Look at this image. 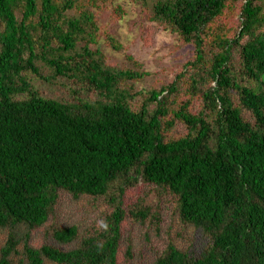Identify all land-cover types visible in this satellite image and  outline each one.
<instances>
[{
	"label": "trees",
	"instance_id": "1",
	"mask_svg": "<svg viewBox=\"0 0 264 264\" xmlns=\"http://www.w3.org/2000/svg\"><path fill=\"white\" fill-rule=\"evenodd\" d=\"M237 3L238 31L211 30ZM77 4L0 0V230L8 231L0 264H119L123 223L150 215L142 204L133 211L123 202L140 183L173 197L179 221L209 239L200 253L170 244L153 264H264V0L157 2L152 21L192 45L194 59L138 109L126 83L147 73L132 58L137 71L111 69L91 51L93 39L86 40L97 23L86 6L70 17ZM29 77L66 79L80 90L70 102L47 99ZM184 78L185 100L172 102ZM196 98L201 107L192 114ZM60 192L107 199L111 212L85 237L75 226L50 230L57 245L78 242L73 250L31 247L29 234L48 223Z\"/></svg>",
	"mask_w": 264,
	"mask_h": 264
},
{
	"label": "rangeland",
	"instance_id": "2",
	"mask_svg": "<svg viewBox=\"0 0 264 264\" xmlns=\"http://www.w3.org/2000/svg\"><path fill=\"white\" fill-rule=\"evenodd\" d=\"M78 1L77 7L69 16H77L83 7L93 13L97 27L92 36L86 41L90 44V50L100 52L106 65L114 70L137 71L128 58H132L143 68L142 72L147 77L127 84V90L132 95H137L131 100L133 108L141 106L144 96L150 91L166 87L176 80L183 72L184 66L194 59V48L180 41L176 34L170 32L164 26L152 21L153 8L161 0H145L136 3L133 0H114L108 3H97L96 6L87 5L88 0ZM241 3L230 6L225 14L212 25L211 30L223 31L234 34L240 24L239 11ZM116 43L119 51L114 50ZM85 41V42H86ZM85 42L78 45V51L85 47ZM208 44V43H207ZM209 45V44H208ZM213 50V46L208 47ZM233 65L238 69L239 57L234 52ZM43 76L49 78L51 73L48 69L38 64ZM30 78V77H29ZM34 90L44 98L70 102L73 91L80 90L72 86L66 79L51 80L50 83L30 78ZM188 84V78L179 82V95L171 98L172 102L181 103L185 100L184 92ZM84 100L93 101L91 94L82 92ZM201 100L196 98L190 109L192 114L199 112ZM246 116V115H245ZM176 135L185 133V127L178 124L175 129ZM124 204L127 210L136 211L138 204H142V210L150 214L144 222H136L131 218L125 220L121 230V246L119 251V264H153L173 244L177 249L184 252L200 253L208 245L209 239L202 231L193 226L183 225L178 218L176 201L166 194H157L153 189L145 187L141 183L138 187L126 194ZM111 212L107 199H92L82 196L77 199L60 192L53 215L48 223L29 234V245L39 248L43 244L55 246L63 251H70L77 247L78 242L69 246L57 245L49 235L53 227H77L82 237L88 236L92 231L98 230L107 214ZM18 235L27 234L25 229L17 231ZM8 237L7 230H0V250ZM21 249V247H19ZM130 250V256L127 254ZM18 256L12 259L17 262ZM51 264V263H47Z\"/></svg>",
	"mask_w": 264,
	"mask_h": 264
}]
</instances>
